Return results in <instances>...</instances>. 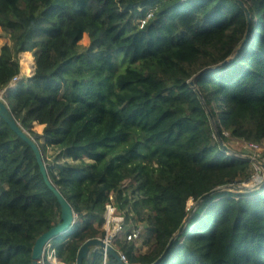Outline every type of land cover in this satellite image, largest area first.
Wrapping results in <instances>:
<instances>
[{
    "label": "trees",
    "instance_id": "obj_1",
    "mask_svg": "<svg viewBox=\"0 0 264 264\" xmlns=\"http://www.w3.org/2000/svg\"><path fill=\"white\" fill-rule=\"evenodd\" d=\"M0 29V91L30 51L5 101L76 214L49 242L57 260L103 238L110 205L125 229L142 224L145 251L114 241L128 264H264V180L235 189L254 161L219 142H264V0H0ZM59 221L33 150L0 117V264H32ZM83 264L119 263L91 246Z\"/></svg>",
    "mask_w": 264,
    "mask_h": 264
},
{
    "label": "water",
    "instance_id": "obj_2",
    "mask_svg": "<svg viewBox=\"0 0 264 264\" xmlns=\"http://www.w3.org/2000/svg\"><path fill=\"white\" fill-rule=\"evenodd\" d=\"M238 2L242 5L241 1H238ZM248 34H249V25L247 26V30H246L245 37H244L242 44H244L247 41ZM224 63L225 62H222L221 64L217 65L215 68L220 67ZM33 69H34V62L32 65V71H33ZM189 84L193 85V81L190 80ZM10 92H11V88L9 86H7L6 88H4L3 90L0 91V117L5 121V123L8 125V127L19 138H21V140H23L25 143H27L31 147V149L33 150V152L35 154V158H36V161L38 163V166H39L40 172L42 174L43 180H44L45 184L47 185V187L54 194V196L57 199V202L59 204V207H60V221L56 225L52 226L49 230H47V231L43 232L41 235H39L36 238L32 248H31L32 264H42V261H43V258L45 256V252H46V247L49 244V242L53 238L60 236L69 230V228L74 223V219H75L76 214H75L71 204L62 195L60 190L52 183L50 177L48 176V173L46 171V166L44 164L42 154H41V151L38 147V144L30 136V134L28 132H26L20 126V124L18 123V121L16 120L14 115L12 114L11 110L9 109L8 105L6 104V102H4L5 98H7L9 96ZM208 115L210 117L211 122L214 124L213 119L211 117V114L209 112H208ZM219 142H220V146L222 149H224L228 152H232L236 155V153L234 151H230V149H228V147L225 146V144L222 142V140L220 138H219ZM240 156L244 157L246 159H249V160H254L248 156H243V155H240ZM261 167L264 170V165L261 164ZM235 189L248 190L247 187L243 186V185L237 186V187H235ZM217 190H220V188L209 191L208 193L204 194L201 197V199H203L204 197L210 195L211 193H213L214 191H217ZM91 246H99L100 248L105 249L108 254H111L117 260V262L119 264H125L121 260V257L119 255V253L116 251V249L114 247H112L111 245L106 244L105 241L101 238H89V239L85 240L77 250L75 264H83V260L87 257L88 252H89V248Z\"/></svg>",
    "mask_w": 264,
    "mask_h": 264
},
{
    "label": "rangeland",
    "instance_id": "obj_3",
    "mask_svg": "<svg viewBox=\"0 0 264 264\" xmlns=\"http://www.w3.org/2000/svg\"><path fill=\"white\" fill-rule=\"evenodd\" d=\"M8 41H9L8 34H6L0 29V44L7 43ZM87 43H88V37L86 34H84L81 40L79 41V48H84L87 45ZM23 53L24 54L21 55V60H20V67H21L20 71L23 75L28 76L32 71V65H33L34 59L30 51H26ZM24 56H26V59L28 60L27 64L29 66V68H26V69L22 64V59L24 58ZM4 102L6 101L4 100ZM33 130L37 131L38 133H41L42 126L38 124H34ZM225 146L240 153L243 156H248L255 160V161L252 160L254 161V164H252V171H253L252 179L246 184H244L243 186L247 187L248 189L247 191L255 190L256 188H258L264 180V173L262 172V168L259 165L260 161L264 160V142L260 144H254V146H251L250 143L230 140L225 143ZM136 227L142 228V224L141 223L135 224L134 221H130V220L126 222V229L127 228L133 229ZM101 229H104V227L102 226ZM134 242L137 245L138 250L145 251L147 249V247L142 244L143 242L142 234H141L140 239H136Z\"/></svg>",
    "mask_w": 264,
    "mask_h": 264
},
{
    "label": "built area",
    "instance_id": "obj_4",
    "mask_svg": "<svg viewBox=\"0 0 264 264\" xmlns=\"http://www.w3.org/2000/svg\"><path fill=\"white\" fill-rule=\"evenodd\" d=\"M152 15V12L148 11L145 16L140 20V27L143 26V24L146 22V20ZM24 77L23 74H19L12 78L10 84L8 85L11 89H13L20 78ZM251 146H254V144L250 143ZM192 199L189 198L187 200V209L191 208L192 206ZM104 236L103 239L106 244L111 245L114 247V241L123 234V237L127 241H135L136 239H139L140 232L137 229H125L124 226V217L122 215H119L116 213L115 208L113 206L108 205L104 212ZM53 251L50 248V245L48 244L46 247L45 256L43 258L42 264H44L45 258L48 262L51 264H64L62 261L57 260L53 255ZM121 260L125 263H127V259L125 255L121 252H118ZM103 254L106 256L108 253L105 249H103Z\"/></svg>",
    "mask_w": 264,
    "mask_h": 264
},
{
    "label": "bare ground",
    "instance_id": "obj_5",
    "mask_svg": "<svg viewBox=\"0 0 264 264\" xmlns=\"http://www.w3.org/2000/svg\"><path fill=\"white\" fill-rule=\"evenodd\" d=\"M31 57V56H30ZM28 60L26 59V56H24V58L22 59V64H23V66L25 67V69L26 68H29V66H28ZM29 70V69H28ZM252 186V185H251Z\"/></svg>",
    "mask_w": 264,
    "mask_h": 264
},
{
    "label": "crops",
    "instance_id": "obj_6",
    "mask_svg": "<svg viewBox=\"0 0 264 264\" xmlns=\"http://www.w3.org/2000/svg\"><path fill=\"white\" fill-rule=\"evenodd\" d=\"M22 54H24V53H22ZM22 54H21V55H22ZM20 60H21V56H20ZM20 73H21V71H20ZM21 74H22V73H21ZM24 76H25V75H24ZM41 126H42V125H41ZM42 127H43V126H42Z\"/></svg>",
    "mask_w": 264,
    "mask_h": 264
}]
</instances>
